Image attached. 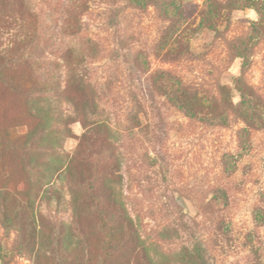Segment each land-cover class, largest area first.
<instances>
[{"label": "rangeland", "instance_id": "1", "mask_svg": "<svg viewBox=\"0 0 264 264\" xmlns=\"http://www.w3.org/2000/svg\"><path fill=\"white\" fill-rule=\"evenodd\" d=\"M0 264H264V12L0 0Z\"/></svg>", "mask_w": 264, "mask_h": 264}, {"label": "trees", "instance_id": "2", "mask_svg": "<svg viewBox=\"0 0 264 264\" xmlns=\"http://www.w3.org/2000/svg\"><path fill=\"white\" fill-rule=\"evenodd\" d=\"M250 8L255 10L257 13H263L264 12V0H250ZM239 47H240V51L242 52V55H243V52L246 51V48H245V46H243V44H240ZM243 57H244V55H243ZM237 83H238V85L240 84V87L242 90L241 97L243 99H246L248 103L254 102L255 97L252 95L248 86L246 84H244L241 80H238Z\"/></svg>", "mask_w": 264, "mask_h": 264}]
</instances>
